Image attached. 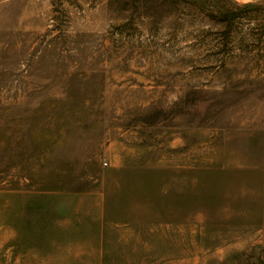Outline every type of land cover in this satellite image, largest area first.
Here are the masks:
<instances>
[{
    "label": "rangeland",
    "instance_id": "1",
    "mask_svg": "<svg viewBox=\"0 0 264 264\" xmlns=\"http://www.w3.org/2000/svg\"><path fill=\"white\" fill-rule=\"evenodd\" d=\"M18 208L24 264H264V0H0Z\"/></svg>",
    "mask_w": 264,
    "mask_h": 264
},
{
    "label": "crops",
    "instance_id": "2",
    "mask_svg": "<svg viewBox=\"0 0 264 264\" xmlns=\"http://www.w3.org/2000/svg\"><path fill=\"white\" fill-rule=\"evenodd\" d=\"M25 211L30 214L28 208H18L12 224L0 221V264H24L28 252L22 251V247L28 248L29 244H22V224L26 230L34 225V222L30 224L29 218H24ZM18 220L20 225L17 224Z\"/></svg>",
    "mask_w": 264,
    "mask_h": 264
},
{
    "label": "trees",
    "instance_id": "3",
    "mask_svg": "<svg viewBox=\"0 0 264 264\" xmlns=\"http://www.w3.org/2000/svg\"><path fill=\"white\" fill-rule=\"evenodd\" d=\"M225 16H226V15H224L223 18H226ZM222 20H225V19H222Z\"/></svg>",
    "mask_w": 264,
    "mask_h": 264
},
{
    "label": "built area",
    "instance_id": "4",
    "mask_svg": "<svg viewBox=\"0 0 264 264\" xmlns=\"http://www.w3.org/2000/svg\"><path fill=\"white\" fill-rule=\"evenodd\" d=\"M105 164V163H104Z\"/></svg>",
    "mask_w": 264,
    "mask_h": 264
}]
</instances>
